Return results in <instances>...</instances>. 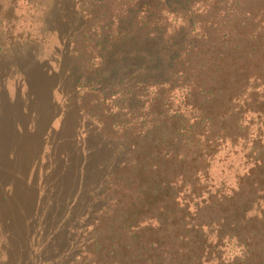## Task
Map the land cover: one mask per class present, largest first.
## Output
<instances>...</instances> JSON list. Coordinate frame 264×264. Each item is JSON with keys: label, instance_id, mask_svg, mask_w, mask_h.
I'll return each instance as SVG.
<instances>
[{"label": "trees", "instance_id": "16d2710c", "mask_svg": "<svg viewBox=\"0 0 264 264\" xmlns=\"http://www.w3.org/2000/svg\"><path fill=\"white\" fill-rule=\"evenodd\" d=\"M240 5L82 3L78 112L95 120L114 161L87 182L98 149L86 145L83 162L65 169L57 197L79 182V168L82 196L99 207L78 217L77 230L67 226L76 249L57 258L56 232L52 245L36 244L35 264H264V135L250 136L237 108L249 103L250 83L264 88V28ZM12 13L0 0L1 20ZM250 111L264 117V102ZM238 153L250 169L237 186L214 189L213 163Z\"/></svg>", "mask_w": 264, "mask_h": 264}, {"label": "rangeland", "instance_id": "374dc122", "mask_svg": "<svg viewBox=\"0 0 264 264\" xmlns=\"http://www.w3.org/2000/svg\"><path fill=\"white\" fill-rule=\"evenodd\" d=\"M93 1L2 0L4 12L12 8L13 13L0 18L4 41L0 51V264H35L36 244L52 245L56 232L59 246L55 245L54 254L59 247L57 258L69 254L77 248V238L75 233L68 238L67 226L77 230L78 217L85 218L99 207L88 195L82 196L79 168V182L57 197L63 172L79 166L86 154L79 155L89 148L98 151L87 182L95 181L114 161L95 120L88 122L78 112L74 86L73 49L82 33V3ZM240 1L239 7L252 12L264 28V0ZM263 90L250 83L245 91L249 103L242 97L237 105L250 136L264 135V117L250 111L255 100L264 102ZM70 153L77 157L70 156L68 162ZM248 160L244 153L231 154L222 162L217 159L210 172L214 189L223 188L222 184L223 189L237 186L239 175L251 167ZM71 163L76 164L73 169ZM60 199L63 205L61 201L56 205ZM44 217L50 226L42 236Z\"/></svg>", "mask_w": 264, "mask_h": 264}]
</instances>
